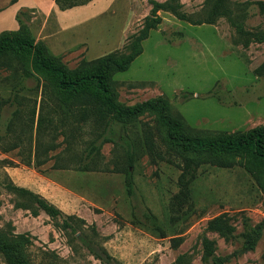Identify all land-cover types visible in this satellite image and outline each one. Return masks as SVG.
<instances>
[{"label": "rangeland", "instance_id": "obj_1", "mask_svg": "<svg viewBox=\"0 0 264 264\" xmlns=\"http://www.w3.org/2000/svg\"><path fill=\"white\" fill-rule=\"evenodd\" d=\"M205 1L131 0L129 33L119 51L127 52L132 36L140 33L146 20L153 19L155 26L141 41L142 53L125 72L113 75L115 99L130 107L163 97L193 132H247L264 125V73L255 71L264 63V41L242 45L224 17L212 24H196ZM156 4L172 7L191 21L164 8L153 12ZM244 24L248 32L264 33V12L252 7ZM89 37H102L101 30L92 29ZM81 61L66 59L63 63L74 69ZM41 84L7 53L0 57V229L29 235L30 255L36 264L41 259L44 264L48 260L50 264L100 261L80 243L72 251L69 237L44 212L32 215L18 207L20 201L8 185L38 194L63 215H74L94 226L99 245L119 264H264V191L240 167L204 166L190 186L183 213L171 214L169 203L178 192L180 171L176 161L160 159L142 146L143 127L154 125L151 115L140 117L127 130L113 124L112 132L96 142L97 156L87 154L96 134L82 124L72 146L60 135L54 141L55 149L46 155L48 160L36 165L32 158L27 163L35 136L28 127V111L39 103ZM124 136L134 149L131 196L124 175L116 171L125 156L120 147L125 146ZM17 137L23 143L6 151ZM159 150L163 152L160 146ZM86 164L92 170L80 169ZM221 215L234 227L231 239L207 229L208 222ZM173 239L179 240L175 246ZM204 241L212 243L215 261L203 258ZM42 252H52L58 260L43 259ZM179 257L182 261L177 263ZM0 264H5L1 256Z\"/></svg>", "mask_w": 264, "mask_h": 264}, {"label": "trees", "instance_id": "obj_2", "mask_svg": "<svg viewBox=\"0 0 264 264\" xmlns=\"http://www.w3.org/2000/svg\"><path fill=\"white\" fill-rule=\"evenodd\" d=\"M54 1L64 10L87 4L91 0ZM252 7H257L259 13H263L264 1L238 3L234 0H206L202 18L195 23L212 24L219 17H224L233 28L236 41L247 46L251 41H264L263 32L252 33L245 29L244 21ZM161 8L171 10L181 20L191 21L188 16L169 6L156 4L153 12ZM24 19L26 13L19 12L16 15L19 28L16 31L0 33V57L4 52L7 53L10 58L18 61L28 75H35L42 82L39 103L37 106L34 104L28 111V127L30 133L34 131L35 136L34 152L32 157L31 153L29 154L27 163H30L32 158L36 165H42L48 160L46 155L55 149L54 141L60 135L68 146H72L82 124L90 126L91 132L96 134L88 144L87 154L97 156L96 142L107 136L106 133L110 132L113 124L127 130L130 126L134 127L140 117L151 115L154 125L146 124V127H143L145 136L142 146L160 159L169 157L168 161H176L180 171L177 179L178 192L169 203L171 214L178 216L183 213V208L188 202L190 186L196 179L198 170L204 166L221 169L240 167L253 179L256 186L264 191V125L247 132L232 134L198 133L190 130L180 116L172 113L166 98L159 97L130 107H123L116 101L112 77L116 73L125 72L142 53L141 41L146 39L149 30L154 28L153 19L146 20L140 33L132 36L126 48L127 52L121 53L117 50L94 60L82 59L74 69H68L60 57L51 55L42 42L35 41ZM255 71L259 75L264 73V63ZM16 139L17 142L5 148L6 151L23 143L20 137ZM104 140L110 141V138ZM29 143L31 145V141ZM113 143L115 146L120 145L118 142ZM123 145L125 146L120 147L125 149V156L116 171L124 175L126 192L131 196L133 184L130 168L133 167L134 149L127 139L123 140ZM159 146L163 148V152L159 150ZM80 169L92 170L87 164ZM7 188L19 199L18 207L30 210L32 215H37L38 211L44 212L64 231L69 237L68 243L72 251H76V243H80L100 261V264H119L99 245L100 236L94 226H87L83 219L74 215H63L56 206L27 189L11 185ZM154 229L163 237L159 226L154 225ZM207 229L225 240L234 237V227L225 215L211 219ZM253 239H250L251 245ZM177 241L179 240H172L173 246L177 245ZM211 244L204 241L203 258L215 261ZM31 245L29 235L0 229V256L5 264H36L30 255ZM42 255L43 259L58 260L52 252H42ZM181 261L182 258L179 257L176 262ZM49 262L51 261L48 260L46 264H50ZM37 264L44 263L41 259Z\"/></svg>", "mask_w": 264, "mask_h": 264}, {"label": "crops", "instance_id": "obj_3", "mask_svg": "<svg viewBox=\"0 0 264 264\" xmlns=\"http://www.w3.org/2000/svg\"><path fill=\"white\" fill-rule=\"evenodd\" d=\"M21 11L34 40L63 61H90L120 50L133 15L131 0H91L64 10L54 0H0V33L19 28L16 15ZM94 28L102 37L90 39Z\"/></svg>", "mask_w": 264, "mask_h": 264}]
</instances>
